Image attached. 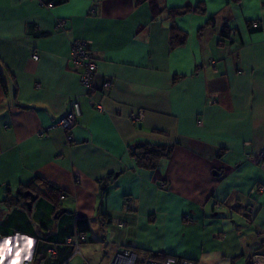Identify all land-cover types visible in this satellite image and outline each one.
<instances>
[{
  "label": "crops",
  "instance_id": "obj_1",
  "mask_svg": "<svg viewBox=\"0 0 264 264\" xmlns=\"http://www.w3.org/2000/svg\"><path fill=\"white\" fill-rule=\"evenodd\" d=\"M52 1L0 0V264H107L125 244L193 259L219 210L243 231L247 264H263L264 0H156L154 15L134 0ZM171 23L187 33L175 47ZM80 37L97 61L90 93L70 60ZM74 96L73 140L38 135ZM143 142L173 148L150 169L130 154ZM78 217L88 229L73 254L63 240Z\"/></svg>",
  "mask_w": 264,
  "mask_h": 264
},
{
  "label": "built area",
  "instance_id": "obj_2",
  "mask_svg": "<svg viewBox=\"0 0 264 264\" xmlns=\"http://www.w3.org/2000/svg\"><path fill=\"white\" fill-rule=\"evenodd\" d=\"M51 3L48 4V6ZM64 23L63 19H58L56 22L57 27H62ZM252 26L258 25L256 20L251 21ZM71 52H70V60L72 63V68L76 72L77 80L81 84V86L85 89L86 93H90L93 91L94 85V75L97 71V61L93 54V51L90 47V43L88 40L80 37L73 38L70 42ZM31 57L36 59L38 58V54L34 51L31 53ZM110 85L108 80H104L102 82V86L107 87ZM93 103V102H92ZM98 109H101L100 104L93 103ZM80 114V104L76 96L72 97L68 100V104L66 109L62 114H60L57 118H55L50 124L39 128L37 131L38 135L44 134L45 131L52 129L54 127H60L66 131V142H71L73 140L72 137V127L75 124L76 116ZM142 115L141 110H137L136 112H132L130 117L133 119L139 118ZM257 155L260 158H264V149H261ZM166 185L165 181H159V186L164 187ZM60 197H64L63 194ZM219 206V203H216V207ZM183 219L187 222H193L194 219L189 213H184L182 215ZM121 224V223H119ZM65 243H69L72 245L73 254L80 253V236L77 232L67 236L64 239ZM50 252L54 253V248H49ZM21 264H31L30 256L22 259ZM107 264H195V261L190 258L180 257L176 258L173 255H167L163 260L153 259V258H145L139 259V256L130 248L120 246L117 248L111 259ZM264 264V258H263Z\"/></svg>",
  "mask_w": 264,
  "mask_h": 264
},
{
  "label": "trees",
  "instance_id": "obj_3",
  "mask_svg": "<svg viewBox=\"0 0 264 264\" xmlns=\"http://www.w3.org/2000/svg\"><path fill=\"white\" fill-rule=\"evenodd\" d=\"M61 1L62 0H53L51 3L53 4V3H58ZM134 2L135 3L148 2L149 8L153 15L160 11L156 0H134ZM188 10H193L198 13H203L204 7L200 6L199 4L195 5L192 9L189 6L171 7L167 10L168 11L167 15L173 18L176 14H179L183 11H188ZM221 35L228 36L227 29H223L221 31ZM186 37H187L186 31L177 27L174 23L170 24L169 30H168V42L171 47H175L177 45L183 44L186 40ZM0 82L2 86L5 88V83L3 81L1 74H0ZM172 148L173 146L167 143L143 142V143L132 144L129 150H130V154L134 158L137 165L141 167L153 169L158 165V163L162 159L167 158L170 155ZM46 185H48V183ZM25 187L29 188V184L26 185ZM75 223L77 225V233L79 234L81 238L83 236L82 233H84L88 229L86 218L78 217L76 218ZM124 247H130V246L125 244ZM130 248L139 256V259H144V256H145L148 258L163 260L167 255H173V254L165 253L163 251H139L135 248H132V247ZM173 256H175L176 258L183 257V256H178V255H173Z\"/></svg>",
  "mask_w": 264,
  "mask_h": 264
},
{
  "label": "rangeland",
  "instance_id": "obj_4",
  "mask_svg": "<svg viewBox=\"0 0 264 264\" xmlns=\"http://www.w3.org/2000/svg\"><path fill=\"white\" fill-rule=\"evenodd\" d=\"M221 211L219 210L218 215H215L216 217L212 216L213 220L220 221V226L210 235L199 236L197 242L190 243L193 253L190 257L193 258L195 264H247L246 256L249 248L246 250L244 233L242 230L239 233L236 231L229 232L227 229L231 223L229 219L221 215ZM192 224L194 223L188 222L187 225ZM145 258L148 257L144 256Z\"/></svg>",
  "mask_w": 264,
  "mask_h": 264
},
{
  "label": "water",
  "instance_id": "obj_5",
  "mask_svg": "<svg viewBox=\"0 0 264 264\" xmlns=\"http://www.w3.org/2000/svg\"><path fill=\"white\" fill-rule=\"evenodd\" d=\"M22 195L24 197H27L28 196V200H26V206H27V208H30V204H31L32 200L35 199L36 194H34L33 192H31L30 190H25V191L22 192Z\"/></svg>",
  "mask_w": 264,
  "mask_h": 264
},
{
  "label": "snow or ice",
  "instance_id": "obj_6",
  "mask_svg": "<svg viewBox=\"0 0 264 264\" xmlns=\"http://www.w3.org/2000/svg\"><path fill=\"white\" fill-rule=\"evenodd\" d=\"M11 242L10 241H8V240H6L5 242H4V245H9ZM28 244H29V247L31 246V241H28ZM11 249H9V251H10ZM17 256H19V253H17ZM0 260H2V256H0ZM12 264H17V262H16V260H13L12 261Z\"/></svg>",
  "mask_w": 264,
  "mask_h": 264
},
{
  "label": "clouds",
  "instance_id": "obj_7",
  "mask_svg": "<svg viewBox=\"0 0 264 264\" xmlns=\"http://www.w3.org/2000/svg\"><path fill=\"white\" fill-rule=\"evenodd\" d=\"M30 241V240H29ZM32 243V242H31ZM5 247H6V245H5ZM17 258H18V256H17Z\"/></svg>",
  "mask_w": 264,
  "mask_h": 264
}]
</instances>
